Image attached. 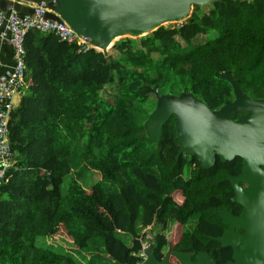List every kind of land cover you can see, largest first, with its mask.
<instances>
[{
	"label": "trees",
	"instance_id": "1",
	"mask_svg": "<svg viewBox=\"0 0 264 264\" xmlns=\"http://www.w3.org/2000/svg\"><path fill=\"white\" fill-rule=\"evenodd\" d=\"M24 46V87L7 126L13 162L0 184V264H136L139 229L150 224L158 258L168 244L223 260L229 249L207 234L223 224L230 160L204 166L193 153L176 157L174 116L158 141L144 121L156 85L192 92L211 109L233 99L231 83L217 76L223 71L250 96H264V0L196 4L178 24L159 25L138 42L118 38L116 54L79 52L34 29ZM170 224L176 235L167 241ZM57 236L88 254L87 262L44 245Z\"/></svg>",
	"mask_w": 264,
	"mask_h": 264
},
{
	"label": "water",
	"instance_id": "2",
	"mask_svg": "<svg viewBox=\"0 0 264 264\" xmlns=\"http://www.w3.org/2000/svg\"><path fill=\"white\" fill-rule=\"evenodd\" d=\"M3 1L0 0L1 7L5 8L7 3L4 5ZM42 1L50 8L46 12L48 17L64 19L106 54L117 36L152 31L165 21L187 17L192 3L212 0H35ZM9 3L17 9L13 1ZM217 76L231 83L233 99L211 109L192 92L166 93L155 86V107L144 126L149 138L158 141L164 123L173 115L178 140L176 157L193 153L204 166L213 165L216 156L221 161L241 158L240 172L231 175L229 181L234 189L231 198L243 209L239 215H233L225 206L220 209L230 227L215 239L232 248V259L223 264H264V96L247 94L230 71L219 72ZM47 175L51 178L50 172ZM238 180L246 185L240 187ZM235 225L244 227L246 232L236 233ZM240 242L243 245L238 248ZM144 252L146 257L140 264H217L206 250L197 251L194 259L191 253L178 249L158 258L153 238Z\"/></svg>",
	"mask_w": 264,
	"mask_h": 264
},
{
	"label": "built area",
	"instance_id": "3",
	"mask_svg": "<svg viewBox=\"0 0 264 264\" xmlns=\"http://www.w3.org/2000/svg\"><path fill=\"white\" fill-rule=\"evenodd\" d=\"M48 10L50 8L44 1L32 4V9L28 12H19L12 3L7 4L3 9L0 8V38H5L10 42L14 57L12 66L0 71V184L6 179V170L13 162L14 154L9 144L7 126L13 97L24 87L26 77L24 42L27 31L34 29L41 32H52L60 41L75 43L79 52L89 48L98 49L91 42L90 37L75 31L64 19L57 20L48 17L46 15ZM150 225L143 228L145 235L140 239V260L136 264H140L146 257L144 249L150 244V238H152V234L146 233ZM173 226V232L167 236L169 240L176 235V227L174 224Z\"/></svg>",
	"mask_w": 264,
	"mask_h": 264
},
{
	"label": "rangeland",
	"instance_id": "4",
	"mask_svg": "<svg viewBox=\"0 0 264 264\" xmlns=\"http://www.w3.org/2000/svg\"><path fill=\"white\" fill-rule=\"evenodd\" d=\"M209 3H210V1L205 2V3H202V4H198V5H200L203 9H207ZM195 6H196V3H192V4L190 5V11H189L188 14H190L191 11L195 9ZM185 18H186V17H185ZM185 18H183V19H178V20H175V21H165L163 24H166V25H167V24H175V23L178 24L179 22H181V21L184 20ZM147 33H148V32H146V33H142V34H131V33H129V32H126V33L121 34L120 36H117L116 39L113 40V42H115L118 38L123 37V36H128V37L134 38V39L136 40V42H138V41L140 40V38H141L143 35L147 34ZM212 34H213V32H210V33H207V34H202V33H201V34H198L197 36H195V38H194V42H195V43H198V42L205 41V39H206L208 36L212 35ZM106 52H107V53L112 52L113 54H116V49L113 48V45H111V46H109V47L107 48ZM107 53H106V54H107ZM156 86H157V85H156ZM112 88H113V87H112ZM112 90H113V89L109 88L107 91L111 92ZM166 93H170V92H166ZM154 95H155V94H154ZM155 97H156V96H155ZM15 98H16V96H14V99H15ZM155 102H156V101H155ZM154 107H155V103H154L153 107L151 108V110L149 111L148 115L151 113V111L154 109ZM147 117H148V116H147ZM145 120H146V119H145ZM87 174H88L89 177L92 178V180H93V182H94V181H95V176H96V175L92 174L90 170L87 171ZM91 178H90V179H91ZM67 179H69V176H66V179H65L64 182L62 183V186H65V184L67 183V181H66ZM173 230H174V226H173V224H170V225L164 230L165 236H170L171 233L173 232ZM155 231H156V226H155L154 224H151L150 227H149V229H148V232L146 231V233H147V234L150 233V234H152V236H153V233L155 234ZM139 232H140L141 234H144V235H145V229L141 228V229H139ZM169 234H170V235H169ZM144 235H143V236H144ZM126 238H127V239H126ZM126 238H125V239H126L127 241L130 239L129 236L126 237ZM54 239H55V240H54ZM150 239H151V238H150ZM147 240H148V238H147ZM43 242L45 243L44 245H53L55 249H63V250H65V251H69L70 254H71L75 259L79 260L81 263H86V262H87L88 254H85L84 251H81L80 249H77V248L75 247V243H71V242H69L67 239H65V238H63V237H59V236H57V237H47L46 239L43 240ZM51 242H52V243H51ZM53 243H54V244L57 243V245H54ZM98 261H100V259H98ZM110 263L113 264V262L110 261L109 259H108V262H107V261H103V260L99 262V264H110Z\"/></svg>",
	"mask_w": 264,
	"mask_h": 264
},
{
	"label": "flooded vegetation",
	"instance_id": "5",
	"mask_svg": "<svg viewBox=\"0 0 264 264\" xmlns=\"http://www.w3.org/2000/svg\"><path fill=\"white\" fill-rule=\"evenodd\" d=\"M238 157V156H237ZM234 158H236V156L235 157H233L232 159H229L230 160V162H228L227 163V166H228V170H229V172L227 173V178H228V181H229V177L231 176V175H237L239 172H240V170H241V166H242V162H241V158L239 157V159H234ZM217 160H219V161H221L220 159H219V157L218 156H216L215 157V161H214V163L213 164H215L216 163V161ZM227 160H225V161H221V162H226ZM212 166V165H211ZM229 183H230V186H231V194L229 195V202L226 204H223L220 208H219V212H220V209L223 207V206H225V208L228 210V211H230L233 215H239L240 213H241V211H242V209H243V206L239 203V202H236V201H233L232 200V196H233V194H234V189H233V186H232V184H231V182L229 181ZM238 185L240 186V187H244L245 185H246V183H245V181H242V180H238ZM222 217V216H221ZM223 218V217H222ZM220 228L219 229H217L216 230V233L215 234H207L210 238H213V239H215V236H218V235H221L225 230H227V229H229V227H230V225H229V223H227L226 222V220L223 218V224L221 225V226H219ZM233 230L236 232V233H238V234H244L245 232H246V229L244 228V227H241V226H238V225H235L234 227H233ZM153 235H154V233H153ZM153 237V236H152ZM169 240V239H168ZM167 240V241H168ZM217 240V239H216ZM220 243V242H219ZM221 245V244H220ZM242 243L240 242V243H238V248H240V247H242ZM221 247H227L228 249H229V254L228 255H226L224 258H223V260H221L222 258H221V256L219 255L218 257H217V259H219V260H221V261H219V260H216V259H214L216 262H217V264H223V263H225L227 260H231L232 259V248L229 246V245H227V246H222L221 245ZM171 249H170V247H169V245L168 244H165V246L163 247V250H162V254H161V256L159 257V258H163L164 257V255H165V253H167V252H169ZM155 252V251H154ZM191 257L194 259L195 258V255H193V254H191ZM169 259L171 260V261H175V259H174V257L173 256H170L169 257Z\"/></svg>",
	"mask_w": 264,
	"mask_h": 264
},
{
	"label": "crops",
	"instance_id": "6",
	"mask_svg": "<svg viewBox=\"0 0 264 264\" xmlns=\"http://www.w3.org/2000/svg\"><path fill=\"white\" fill-rule=\"evenodd\" d=\"M13 1L15 7L19 12H28L32 9V4L37 3L35 0H4V5ZM6 4V5H7ZM4 8V6H2ZM1 2H0V8ZM6 7V6H5ZM2 8V9H3ZM14 62L13 50L10 42L5 38H0V71H3L5 68L12 66ZM16 98L13 97V104H16L19 101L20 93L15 94Z\"/></svg>",
	"mask_w": 264,
	"mask_h": 264
},
{
	"label": "clouds",
	"instance_id": "7",
	"mask_svg": "<svg viewBox=\"0 0 264 264\" xmlns=\"http://www.w3.org/2000/svg\"><path fill=\"white\" fill-rule=\"evenodd\" d=\"M153 238V237H152ZM152 238H151V240H152ZM55 240V239H54ZM168 240V239H167Z\"/></svg>",
	"mask_w": 264,
	"mask_h": 264
}]
</instances>
